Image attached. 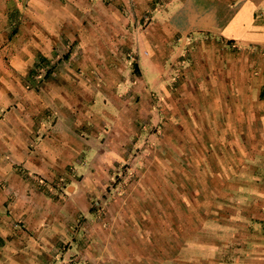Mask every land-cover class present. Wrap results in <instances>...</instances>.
Returning a JSON list of instances; mask_svg holds the SVG:
<instances>
[{
  "label": "rangeland",
  "instance_id": "rangeland-1",
  "mask_svg": "<svg viewBox=\"0 0 264 264\" xmlns=\"http://www.w3.org/2000/svg\"><path fill=\"white\" fill-rule=\"evenodd\" d=\"M188 4L0 0L11 23L0 36V216L27 236L26 264H211L218 244L251 227L257 203L242 195L264 192V44L178 35ZM50 17L71 22L53 54L13 57ZM62 95L72 141L55 121L51 144L48 126L15 131L24 118H58ZM31 195L36 232L14 214L15 198ZM35 248L46 261L29 262Z\"/></svg>",
  "mask_w": 264,
  "mask_h": 264
},
{
  "label": "crops",
  "instance_id": "crops-1",
  "mask_svg": "<svg viewBox=\"0 0 264 264\" xmlns=\"http://www.w3.org/2000/svg\"><path fill=\"white\" fill-rule=\"evenodd\" d=\"M22 13L23 19L27 17L29 18L30 11L28 12L25 10V12ZM183 16L184 19L180 22V24L175 26V30L173 28V31L178 35L197 34L202 35L203 37L205 34H212L218 35L223 41L229 44H237L239 42L254 45L264 44V0H189L188 6H185ZM68 23L71 22L64 21L63 23H60L55 17H50L45 21L44 24L41 23L44 25V29L34 26V28L37 29L39 33L38 40L28 34V37H22L17 42L20 44L23 43L24 48L21 45L20 46L25 51H21L20 47L19 50L14 47L12 50L14 52L12 53V56L15 57L17 54V57H19L20 60L26 58L27 60H30L37 57H49L53 54L54 48L57 46L56 44H59L56 42L57 39L59 42L63 40V30H60V24L63 25L62 28H67L70 27L68 26ZM10 25V22L0 21V26L4 28L0 31V36L5 35L6 32L9 31L8 26ZM26 33H29V31ZM109 49L110 48L108 46H104V48L100 50L101 52L96 57H107V55L110 54ZM90 50L91 49H88V45L84 44L85 56L88 55ZM25 54H28V56L26 57ZM32 64L33 63L31 61L28 63V65ZM233 69L234 68H232L231 71H233ZM262 85L263 84H261V86ZM262 87H264V85ZM63 97L67 96L62 95V98ZM72 101L75 102V104L77 103L74 101V99ZM253 104L255 103L253 102ZM59 105L63 107L59 106L60 113L57 114L58 118H24L23 120H19V125L15 131L23 132L22 135L25 138H31V136H36L42 131H47V124H49L50 121H55V125L53 127L56 128L57 126H63V128H65L61 135L62 142L72 141L74 137L71 132V128L75 122V118L72 115L74 112L72 105L65 98L62 99ZM256 111L253 109L249 113H253V116H255ZM253 116L250 115V117ZM32 120L35 122L34 127H31ZM37 120L39 122V126L36 127ZM70 124H72V126L69 128ZM48 131L49 132L46 140L50 141L51 144V140L54 138V132L52 128H49V126ZM22 135L18 134L16 136ZM51 136L53 137L52 139ZM49 149L50 152L54 151V153L64 152L62 147H50ZM78 153L79 150L77 149L76 154ZM262 155L264 156V148L260 156ZM258 161L264 162V157ZM261 184L264 185V183ZM242 196H244L243 198H249V200L257 203L252 206L254 212H246V219H248V221L251 223V227L249 229H236L232 235L233 238H235V242L231 241L227 245L222 244V246L218 244L215 248L218 251H221V253H219V258H216L215 261L214 259L211 260V264H264V192L262 194L248 193L247 196ZM22 198V196L15 198L14 214H17L16 217H24L27 219L29 224L28 229L32 228V230L36 232L38 231L39 226L35 225L33 217L34 212L37 211L35 199L38 198L33 197L32 195L24 200H21ZM4 215L5 216L3 217L0 216V263L12 264L9 263L8 260H4L8 258L9 255H11V257L8 259L14 258L19 261V264H26L23 260L24 256L21 255L19 250H22L26 247L23 241L27 240V236L23 235L19 237L18 235L21 232H16V230L10 228L8 225L11 216L6 214ZM36 223L38 222L36 221ZM27 232H29V230ZM27 232L22 231V233ZM14 233L17 234V236ZM45 233L48 232L45 231L44 234ZM28 238L30 239V237ZM244 248H246V250H244ZM36 249L37 248L33 249L34 253L29 257V262L40 260L46 261L47 258H41L36 252ZM228 250H230L232 253L234 251L240 252L244 250V253H239L236 255L231 254L232 256L228 257L225 253ZM13 252H15L14 256H12Z\"/></svg>",
  "mask_w": 264,
  "mask_h": 264
}]
</instances>
